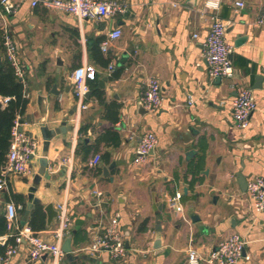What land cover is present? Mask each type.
I'll return each instance as SVG.
<instances>
[{
  "label": "crops",
  "instance_id": "0c3cea01",
  "mask_svg": "<svg viewBox=\"0 0 264 264\" xmlns=\"http://www.w3.org/2000/svg\"><path fill=\"white\" fill-rule=\"evenodd\" d=\"M38 1L34 6L24 0L10 14L0 6V30L7 25L16 40L28 97L17 117L19 130L38 144L31 173L10 174L0 190V256L9 246L18 249L6 264H54L52 254L30 260L28 241L18 243L16 235L25 238L31 230L54 240L59 218L48 224L45 209L52 205L58 213V204L66 202L74 222L67 234L82 219L76 232L84 237L73 239L71 254L59 264H187L190 246L208 254L233 232L243 237L250 256L237 264H264V211L254 209L240 185L241 176L247 181L264 176V80L255 88L256 76H264V22L259 21L264 0H242L243 8L236 7L237 0H220L216 10L207 7L208 0H125L123 12L98 21ZM215 13L226 21V40L233 47L232 77L208 74L203 44ZM116 28L122 34L109 51L102 50L101 42ZM85 63L97 69L99 92L91 90L89 107L80 111L72 74ZM154 76L164 100L152 112L141 97ZM99 80H105L104 87ZM246 86L258 105L249 126L239 128L233 100ZM147 132L159 142L137 163V147ZM95 155L101 161L91 165ZM111 165L105 174L104 166ZM40 171L33 193L38 203L25 221ZM176 192L182 195V212L170 207ZM11 202L19 208L10 222ZM37 212L45 219L43 229L29 226ZM117 215L126 241L122 260L106 251H77Z\"/></svg>",
  "mask_w": 264,
  "mask_h": 264
},
{
  "label": "built area",
  "instance_id": "2783aa9c",
  "mask_svg": "<svg viewBox=\"0 0 264 264\" xmlns=\"http://www.w3.org/2000/svg\"><path fill=\"white\" fill-rule=\"evenodd\" d=\"M24 0H0V6L4 14H10L17 11ZM220 0H208L207 7L216 10L219 8ZM38 0H33V5H37ZM43 4L76 16L78 19L111 20L117 14L123 12L127 7L125 0H43ZM236 7L243 8L245 2L237 0ZM260 23L264 22V15L259 19ZM208 33L203 44L204 58L208 66V74L212 78H227L234 75L235 66L233 65L230 55L233 47L226 40V21L221 19L217 13L212 17V22L208 28ZM4 35V45L6 53L14 64L19 76L23 77L21 71L16 40L9 31L7 25L1 28ZM122 31L119 28L112 31L109 38L101 42V49L109 51L111 43L116 40ZM198 36V34H195ZM111 71L115 70L114 65L110 64ZM97 79V69L91 63H85L75 68L72 74L74 95L80 111L87 109V95L91 91L90 81ZM145 91L142 94L141 101L145 108L155 112L163 104L164 97L162 95V85L157 76L150 77L145 82ZM8 99H5V102ZM193 97L189 99L190 105ZM233 118L236 126L239 128H247L251 122V116L257 109V101L255 99L254 90L251 87L241 88L233 100ZM19 123L16 119L12 129L9 152L6 156L5 164L0 171V190L8 183L7 179L10 174L28 175L32 171L31 160L35 155L38 144L34 139L26 137L19 130ZM159 140L153 132L145 133L137 147V163L146 160V157L156 148ZM64 163H71L70 158H66ZM100 156L95 155L91 160V165L100 163ZM247 193L253 202V207L258 212L264 211V176H255L248 181ZM98 194H102L98 192ZM181 192H176L174 197L170 198V207L175 212H182L183 205L181 203ZM18 206L14 203L7 204V218L11 222L17 215ZM21 208V206H20ZM59 224L53 230L54 240H47L31 230H27L25 238L22 232L17 236V242L21 243L26 239L29 244L30 260H37L46 254H52L54 264H59L66 256L63 250V243L66 234L73 226L72 216L69 215L66 203L58 204ZM119 215L115 216L111 223L103 228L102 232L95 235L80 247L77 251L81 253H90L92 255L100 252H108L115 261H120L127 255L125 235L119 226ZM245 240L237 233L233 232L227 238L221 240L208 254L201 253L198 249L190 246L187 250V264H237L242 257L249 259V255H245ZM17 245L9 246L4 255L0 256V264H6L17 252Z\"/></svg>",
  "mask_w": 264,
  "mask_h": 264
},
{
  "label": "trees",
  "instance_id": "16d2710c",
  "mask_svg": "<svg viewBox=\"0 0 264 264\" xmlns=\"http://www.w3.org/2000/svg\"><path fill=\"white\" fill-rule=\"evenodd\" d=\"M20 78L8 53H6L4 35L2 34V30H0V171L5 164L4 162L9 152L13 125L18 115L23 114L26 110L28 102L26 89ZM95 81H90L89 86L94 94L98 96L99 88ZM5 99H8V101L5 102ZM83 130L84 128L81 129V132ZM113 139H115L114 142H117L118 137L115 136ZM20 200L22 201V210H24L25 203L23 199L20 198ZM33 217L29 222V226L36 230L43 229L45 227L44 217L38 215V212L35 215L33 214ZM36 218L37 221H35ZM4 223L7 224V221L4 220ZM76 235L74 237L76 242L84 237L80 231L76 232Z\"/></svg>",
  "mask_w": 264,
  "mask_h": 264
},
{
  "label": "water",
  "instance_id": "95a60500",
  "mask_svg": "<svg viewBox=\"0 0 264 264\" xmlns=\"http://www.w3.org/2000/svg\"><path fill=\"white\" fill-rule=\"evenodd\" d=\"M231 56L232 54L230 55V59H231ZM20 80H22V78H20ZM263 80H264V76L263 75H257L256 76V81H257V84L255 85V88H262L263 87ZM99 84L101 87H104L105 85V80H99ZM91 96V91L88 93L87 95V98ZM193 152H189V156H192ZM41 162L43 163L44 167L46 166L47 162L45 160V158H43L41 160ZM112 165L110 167H107V166H104V173L105 174H108V169L111 168ZM41 172V171H40ZM45 172V170H44ZM44 172H41L39 173V175L36 176L35 178V183L34 185L30 188V193H29V199H30V202L28 203L27 205V209L25 210L24 212V220L27 221L28 220V216L31 212V210L34 208V206L38 203V200L37 199H34L33 198V193L34 191L36 190L37 188V184L39 183V179H40V175H42ZM247 184H248V181L247 179L243 176H241L240 178V185H241V188L243 191H247ZM46 212H47V215H48V224H51L54 216H56L58 213L57 211L54 210L53 206L52 205H47L46 207ZM84 220L82 219H77L75 221V227L74 229L67 234V238L65 239L64 243H63V250L66 254H71L73 248V239H74V236H75V233L77 230H79L81 228V225L83 223Z\"/></svg>",
  "mask_w": 264,
  "mask_h": 264
}]
</instances>
